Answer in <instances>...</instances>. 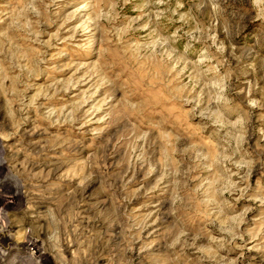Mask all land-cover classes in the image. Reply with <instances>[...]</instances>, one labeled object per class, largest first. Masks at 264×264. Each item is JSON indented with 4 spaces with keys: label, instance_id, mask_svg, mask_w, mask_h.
Listing matches in <instances>:
<instances>
[{
    "label": "rangeland",
    "instance_id": "obj_1",
    "mask_svg": "<svg viewBox=\"0 0 264 264\" xmlns=\"http://www.w3.org/2000/svg\"><path fill=\"white\" fill-rule=\"evenodd\" d=\"M0 153L6 264H264V0H0Z\"/></svg>",
    "mask_w": 264,
    "mask_h": 264
},
{
    "label": "bare ground",
    "instance_id": "obj_2",
    "mask_svg": "<svg viewBox=\"0 0 264 264\" xmlns=\"http://www.w3.org/2000/svg\"><path fill=\"white\" fill-rule=\"evenodd\" d=\"M4 167H5L4 159L0 158V170L3 171ZM5 180H6V178L4 175L0 177L1 182L5 181ZM10 196H11L10 193L5 191L4 188L2 186H0V205L6 204V207L11 209L12 208L11 205L9 207L7 206L9 204L8 200L11 199ZM8 237H10V235L6 231L0 230V241L4 240L5 238H8ZM0 244H1V242H0ZM2 244L4 245V243H2ZM31 246H34V248L36 249V246L34 245L33 242H31V239L29 238L28 240H26L22 244V247L19 246L20 247L19 248L18 246H16L15 248H11V245H9L8 249L10 250V248H11L12 250L16 249V250H27V251H29ZM33 253H34V251H33ZM34 254H36V257L39 260L38 264H47V262L45 261V258H44L40 249H37V252ZM5 262L6 261L4 260V254L0 253V264H6Z\"/></svg>",
    "mask_w": 264,
    "mask_h": 264
}]
</instances>
